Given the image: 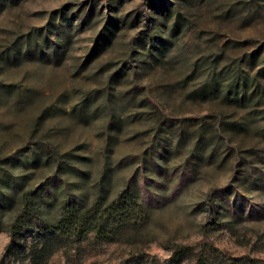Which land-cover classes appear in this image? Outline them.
<instances>
[{
    "label": "rangeland",
    "instance_id": "obj_1",
    "mask_svg": "<svg viewBox=\"0 0 264 264\" xmlns=\"http://www.w3.org/2000/svg\"><path fill=\"white\" fill-rule=\"evenodd\" d=\"M176 3L112 0L91 10L90 0H0V166L26 172L53 216L99 191L108 200L127 188L142 196L112 239L2 230L0 264H264V190L247 192L254 182L264 187V168L246 164V178L235 182L232 165L250 150L234 151L219 137L224 109L193 98L202 76L187 79L197 58L221 52L227 40L254 39L230 49L234 55L263 47L264 9L243 26L217 18L211 3L170 42L158 25ZM29 32L38 34L15 60L13 41ZM244 115L252 117L235 112ZM239 139L264 147L253 130ZM227 185L235 195L215 194ZM214 199L228 204L224 221L212 214Z\"/></svg>",
    "mask_w": 264,
    "mask_h": 264
},
{
    "label": "trees",
    "instance_id": "obj_2",
    "mask_svg": "<svg viewBox=\"0 0 264 264\" xmlns=\"http://www.w3.org/2000/svg\"><path fill=\"white\" fill-rule=\"evenodd\" d=\"M111 2L112 0H90V7L92 10L98 3L110 5ZM176 2L175 7L168 9L170 15H165L158 25L160 32H163V36L170 42L178 36L188 34L193 29L195 19L199 20L203 16V7L211 3H215L218 9L215 15L217 18L224 21L241 19L243 26L260 18L264 9V0H176ZM139 6L141 9L145 7L144 4ZM82 18L85 21L89 16L85 14ZM37 34L29 32L13 41V46L16 48L15 60L20 55L21 45L32 44V39ZM200 34L199 31L197 35ZM114 36V32L107 38L100 36L96 46L112 41ZM253 41L254 39H245L242 42L227 40L222 45L221 52L197 58L187 76V79L203 77L191 89L194 99L199 97L213 102L219 101L224 109L220 112L219 137L234 151L250 150L247 160L244 157V161L239 160L232 165L235 182L246 178L243 175L246 172V164L256 171L264 168V147L247 148L239 139L243 132L253 130L264 142V46L256 51H244L240 55L229 52ZM37 42L38 40L35 41ZM223 57L224 62L220 64ZM207 58L209 61L205 63ZM159 59L161 57L156 53L155 61ZM141 62L146 69L149 62L147 57L144 56ZM133 83L139 85L135 76ZM241 108H246L248 115L252 117L248 118L246 115L235 117V112L237 113ZM256 151L257 155L252 154ZM12 162L14 166L21 163V156L13 157ZM33 162H37V159ZM0 168L3 169L0 173V231H8L13 236L34 229L42 234L71 233L79 238L95 232L104 238L112 239L114 228L119 226L122 217L130 219L131 212L141 204L142 196L131 188H127L118 198L111 200H108L107 192L99 191L91 202L87 200L88 198L81 197L80 202L63 206L62 210L53 216L51 204L44 191L28 187L26 172L15 174L11 168L6 169L4 166ZM263 190L261 183L254 182L252 189H248L247 192L250 195H259ZM234 192L236 190L231 185H227L217 189L215 194L224 199L226 196L235 195ZM227 206L228 204H218L215 199L212 200V214L224 221L229 215Z\"/></svg>",
    "mask_w": 264,
    "mask_h": 264
}]
</instances>
